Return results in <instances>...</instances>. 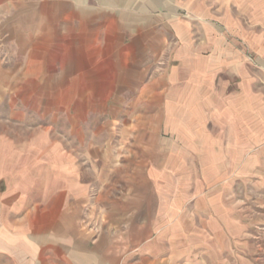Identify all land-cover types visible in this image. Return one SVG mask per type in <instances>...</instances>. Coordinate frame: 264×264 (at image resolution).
<instances>
[{
	"label": "crops",
	"instance_id": "crops-1",
	"mask_svg": "<svg viewBox=\"0 0 264 264\" xmlns=\"http://www.w3.org/2000/svg\"><path fill=\"white\" fill-rule=\"evenodd\" d=\"M36 1V12L6 15L0 46V264H260L264 243L258 249L250 197L256 172H264V119L257 131L252 120L264 116V96L255 109L248 90L245 124L206 116L238 114L208 100L233 96L219 76L238 71L239 38L250 66L264 67V0L26 3ZM180 6L187 18L179 17ZM115 52L153 53L156 72L149 91L116 92L135 102L105 109L94 125L86 102L66 105L93 98L78 84L110 82L93 69L107 70ZM160 53H167L165 76L158 74ZM250 71L248 87L255 83ZM141 81L129 75L117 82ZM61 84L76 86L62 94ZM104 93L95 98L109 99ZM45 99L55 100L54 115L59 111L52 137L29 124L44 105L28 103ZM160 100L173 107L163 112ZM180 100L188 102L181 136L160 122L179 114ZM192 115L202 117L193 129ZM223 180L230 188L218 186Z\"/></svg>",
	"mask_w": 264,
	"mask_h": 264
},
{
	"label": "rangeland",
	"instance_id": "rangeland-1",
	"mask_svg": "<svg viewBox=\"0 0 264 264\" xmlns=\"http://www.w3.org/2000/svg\"><path fill=\"white\" fill-rule=\"evenodd\" d=\"M27 0H15L12 3H2L0 2V46H4L5 42H6V35L5 32L3 30L4 28V22H5V18L6 15H26L27 13L30 14V12H36L37 7H38V3L36 1V3H31L28 4L26 3ZM179 17L180 18H187L185 17L187 15V13L185 11L182 10L181 6H180V10L178 11ZM198 20H194V22H197ZM110 55V60H109V68L107 70L101 71L100 69L94 68L93 69V75L94 77L96 76H107L106 79H108L110 82L109 83H97V82H93L92 84H78L77 85V91L81 92V91H88L90 93H92L91 95L93 96V98L91 100L88 101H84L81 99H76L72 102V105H66V108H83L85 107V102L87 103V107H91L92 109V117H93V123L94 125L96 124L97 119L100 120L101 117H104L106 110L105 109H111L113 107H121V108H128L129 106H132L133 102H135V100L131 99L129 96H125L126 99H118L115 96L116 92H120V91H125V92H129V91H149V84L147 83L149 81V77L154 76V71L156 72V69H154V59L152 58L154 56L153 53H151V57H149L148 53H141V57L140 54L138 53H128L126 56L127 57H122L121 53H119L117 55V53H109ZM113 54L114 57H111V55ZM134 54V55H131ZM228 55V57L226 58V60H230L229 56L230 53H226ZM254 55L256 56H260L263 57V53L262 52H254ZM233 56H235V59H237L238 61V71L233 72L231 71L230 68L227 69H223L220 73L219 78H221V81L223 82L222 86H223V92L226 93L225 95H227L228 97L231 96L228 99H223L222 102L220 101H214L212 100H208V106L209 103L214 107L215 104L217 103V106H222L223 109L227 108V109H232V110H237L238 114L235 116H226V115H222V116H206V118H210L212 120H216V119H236L239 123V125L245 124L246 123V119H247V114H246V109H247V92L249 93V91H251V89L254 90L255 92V100H254V108L258 109V108H262L263 107V102H262V98L264 96V67L259 65L257 62H255V66L252 68L249 64V62H247L248 59H252V55L250 54V52L246 51L245 48V41L242 38H239V44H238V52L237 53H233ZM238 57V58H236ZM167 58V53H160V59H159V68H158V74L160 76H165L168 69H170L169 67V63L166 60ZM214 60L212 59V63L211 65H214ZM208 62H210V60H208ZM170 64H173L172 61H170ZM168 65V67H167ZM210 65V63H209ZM249 68H248V67ZM253 69V76H254V85L247 84V70L248 72H250L252 74V70ZM212 73L214 72V67L211 68ZM249 73V75H250ZM138 76L140 77V79H142V81L140 83H118L117 81H119V79L123 76ZM182 75V74H181ZM213 76L215 75L214 73L212 74ZM252 76V75H251ZM95 79V78H94ZM113 81V82H111ZM76 86L74 84H61V92L62 94L64 93H68L70 90H72V88ZM45 87L47 88V86L45 85ZM50 91H52V89H49ZM249 90V91H248ZM46 91V90H45ZM179 92L183 91L182 87L180 90H178ZM99 92H106L105 95L109 96V99H97L95 98V94ZM261 97V100L259 99ZM224 98H226L224 96ZM68 100L66 99H62L61 103L63 104H68ZM141 102V104H143L144 100L139 101ZM186 104L184 105L185 107H183V101H176V106H175V112L179 113L178 115L175 116H162L160 117V122H163V124H166L168 122H166V120H168L170 122V124H173L176 130H179V135H182V131L184 128H186V120L188 117L186 116H182L183 115V110L188 109L187 105L188 102L185 101ZM44 103V104H43ZM54 103L55 100L52 99H45L44 101L39 100L38 102L35 100H31L28 104L30 107H38V106H43V112L34 110V114L29 116V124L31 126H35V129H40V130H44V132L47 133L48 137H52L53 135V129H54V123H53V119L55 117H58V112L53 113V109H54ZM196 106L198 107V102H195ZM142 108L146 107V106H141ZM159 107L160 109H163V112H166V109L172 108L173 106H167V101L165 100H160L159 101ZM193 107V106H192ZM63 106L61 107V110H63ZM147 108V107H146ZM226 109V110H227ZM226 110H223L224 113L226 112ZM148 111H146L145 114ZM43 113V114H42ZM63 112H61L62 114ZM182 114V115H181ZM191 128L193 129L194 126L196 127L198 125V119L202 118L200 116H194L192 115L191 117ZM251 118V117H250ZM264 116H259V115H254L253 117V122L255 123V127H256V131L259 130L258 129V122L259 120H263ZM164 120V121H163ZM185 121V122H184ZM262 122V121H261ZM197 129V128H196ZM262 136V135H261ZM264 138V137H263ZM257 150H259L257 147L254 148L253 151H255L257 153ZM194 165V164H193ZM180 167H183V165H178ZM195 166L198 167V164L196 163ZM264 174L263 169L260 168L258 170V172H256L255 176L256 180H255V187H254V196L250 197L253 198V202L255 204V220H256V224L255 226V230L258 233V236L256 234V238H258V244L257 246L259 247L258 249H260V247H263V243H264V181H262V175ZM188 181L186 180H177L174 181V183L177 185L178 183L180 184H186ZM191 182H195L198 188V183L199 181H191ZM212 183H214L215 181H210ZM210 182H206L207 184H210ZM230 181L228 180H223L220 181V183H218V186L221 185L222 187H226V188H230L229 183ZM163 183L166 184H172V181H167L164 180ZM206 183H203V188L208 187V185ZM240 186L242 187L241 189L243 190V199H245L244 201H246V181H240ZM260 264H264V255L260 256V258L257 260Z\"/></svg>",
	"mask_w": 264,
	"mask_h": 264
}]
</instances>
